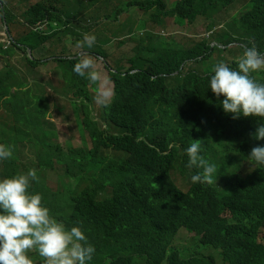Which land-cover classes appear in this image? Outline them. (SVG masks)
<instances>
[{
    "label": "clouds",
    "instance_id": "obj_1",
    "mask_svg": "<svg viewBox=\"0 0 264 264\" xmlns=\"http://www.w3.org/2000/svg\"><path fill=\"white\" fill-rule=\"evenodd\" d=\"M187 0H0V50H12L15 42L18 44L23 39L16 41L17 34L23 36L36 34V39L28 44H20L21 51L15 57L0 54V59L4 62L0 68V75L6 71H13L20 78L28 79L22 92H27L29 99L35 90L36 84H46L50 82L52 88L42 86L33 99L27 110L17 115L5 113L4 108L0 110V264H90L95 253L94 246L89 243L88 237L79 226L66 225L58 218L50 214V209L43 204V196L40 193L30 191L33 182L39 183L37 162L47 151V142L39 141L40 135L36 130L26 128L23 123H15L13 116L25 121L31 126L40 128L45 134L54 131L56 140H51L59 144L64 151L69 142L61 144L58 140V131L51 125L48 119L53 118V112H60L57 107L58 102L66 104L72 116V123L76 126L80 144L72 148H81L88 151L91 148L88 133L81 124L82 116L72 111L68 103L74 102L82 107L83 98L75 94V90L68 89L65 97L50 100L56 97V87L60 81L53 75L50 63L53 59H64L75 63L73 72L82 78H86L94 85V88L86 92L90 99L89 108L92 115L99 120L104 108L110 106L114 100L120 96L115 92V83L112 75L126 79L129 87V77L137 74L147 75L151 80L173 78L178 72L166 74L167 68L164 56L156 49L158 38L170 39L169 46L174 49L186 50L194 48L204 42L205 50L197 58L203 62V66L194 63V60L184 62L180 66L183 73L187 71H197L205 78L202 86L193 88H183L176 95L191 97L196 94L200 96L188 100L189 102H203L206 100L205 110L210 114L215 133L210 137V129H202L195 123L190 122L189 117L180 116L175 122L169 123V142L167 148L161 145H151L160 154L177 155L176 160L164 165L171 170V181L165 186L160 181L155 182L154 187L148 193L149 196L162 195V199L170 203L174 213L169 223L176 231L173 238L172 249L178 251L182 258L189 257L192 249L196 248L197 256L212 254L218 258L215 250L209 249L205 252L199 241L203 235H196L189 231L186 225H194L197 220V211L201 202L207 198L213 188L223 189L218 185L217 168L215 164L209 163L206 158L214 161L229 158L241 163V174L235 171H226L222 177L228 180L247 179L250 182L249 173L255 168L264 169V123L254 121V117L264 120V82L257 78L264 72V53L262 54L255 44L245 47L243 55L237 60L238 68L233 69L227 64L230 52L213 39L220 33H225L223 19L231 20L237 17L239 20L245 16L259 12V23L264 22V0H205L206 5L198 4L201 0H195L194 7L206 12L210 9L219 11L216 18L207 22L203 17H198L196 21L188 25L178 24L176 21L177 12L180 8H190L185 6ZM48 4H55V9L40 10L39 7ZM134 4V10L129 6ZM129 7L132 11L142 16L137 21H129L128 18L121 21L122 8ZM66 11L73 17H66ZM41 13L42 19L35 23L30 13ZM109 13L114 15L117 26L111 24L112 19ZM142 19L146 22V27L139 28L137 22ZM56 20L61 22L70 20L72 23H79L81 29L69 27L73 32L82 30L101 29L105 31V43L95 45L96 37L91 34H84V38L76 36H52L47 29L56 26ZM93 20H97L94 25ZM169 23L174 24L179 29L191 30L192 36L196 34V29L201 27L203 37L188 48L175 45L176 34H184L168 31H158L156 28L165 29ZM124 25L125 31L120 32V27ZM138 29L139 36L133 37L129 32ZM136 33V32H135ZM186 35V34H184ZM189 35V34H187ZM22 36V37H23ZM86 45L87 48H84ZM127 45H132L129 52L124 50ZM239 46L237 43L229 45V49ZM75 47V51H71ZM224 51V52H221ZM240 51V50H239ZM18 52V51H17ZM241 52V51H240ZM52 54V56H50ZM217 57V62L212 65L213 57ZM30 61L47 62L39 65L34 70L36 75L30 78L27 73L32 67L27 63ZM19 59L25 71L15 68L14 60ZM14 65V66H13ZM39 77L49 70L55 80L56 87L49 76L48 81L36 79L37 71ZM253 73H255L253 75ZM44 77V76H43ZM45 78V77H44ZM128 89V88H127ZM127 89L125 91H127ZM15 91V88L11 89ZM124 91V92H125ZM63 90L59 95H62ZM207 94L209 97L207 98ZM37 97H42L43 101L38 102ZM49 99V110L45 111L46 99ZM95 103L99 109L95 107ZM81 107L79 109H81ZM173 107V108H180ZM42 112L39 119H34L36 109ZM46 112V116L44 114ZM78 123L82 129L78 126ZM26 133V134H25ZM31 148L32 155L29 161L22 158V147ZM105 156L112 155L103 150ZM243 154H248V159L243 158ZM6 169L8 173L17 171L20 173L10 177L3 176ZM65 166L55 165L49 174L56 175V188L59 190L58 182H66L61 171ZM75 184V181H74ZM230 215L227 209L221 216ZM181 232L193 234L192 237H185L186 243L177 244L178 235ZM260 241L264 239V227L261 229ZM211 248V247H209ZM179 249V250H178ZM196 256V257H197ZM198 258V257H197Z\"/></svg>",
    "mask_w": 264,
    "mask_h": 264
},
{
    "label": "trees",
    "instance_id": "obj_2",
    "mask_svg": "<svg viewBox=\"0 0 264 264\" xmlns=\"http://www.w3.org/2000/svg\"><path fill=\"white\" fill-rule=\"evenodd\" d=\"M198 4L205 6L206 1L201 0ZM194 5L195 0H187L185 6L190 8L178 10V24L191 25L198 17H203L210 23L219 14V11L213 9L203 12ZM129 7L132 10L137 8L134 4ZM129 7L122 8L121 21L128 18L132 11ZM39 8L40 10L34 11L54 10L55 4L46 3ZM30 15L32 20L27 18V21L32 24L43 17L41 13L31 12ZM109 16L114 21L110 23L117 26L114 15L109 13ZM258 16L259 12L256 16L249 13L248 17L246 15L240 20L234 16L231 20L223 19L226 32L213 37L224 46L225 49L221 50L230 52L226 63L233 69L238 68L237 60L243 55L245 47L255 44L264 53V22L259 23ZM66 17L73 16L66 11ZM56 21V26L47 29L52 36H76L83 39L87 33L95 35V45L105 43V31L101 29H86L75 33L69 27L81 29L79 23L71 24L70 20ZM93 23L96 25L97 20H93ZM137 26L146 27L145 20L137 22ZM125 30L122 25L120 32ZM139 32L138 29H130L129 33L137 38ZM35 35L23 36V33H18L16 41L23 39V42H15L12 50H0V54L11 56L15 51L20 52V44L34 41ZM170 41L168 38H158L155 47L164 56L166 74L177 71L178 75L151 80L147 75L137 74L129 77V87L126 79L112 75L115 92L120 96L103 109L99 120L92 115L86 92L94 88V85L73 72L74 62L53 59L50 63L52 73L60 81L59 87L64 93L56 97L49 96V99H63L69 88L83 98L82 107L74 102L68 104L73 112L82 116L81 124L88 133L91 148L86 151L68 146L64 151L59 144L51 141L57 139L54 131L45 134L40 128L13 116L15 123H23L26 128L36 130L40 135L39 141L44 140L48 144L45 155L33 167L37 170L39 183L33 182L30 191L42 194L44 206L66 227L82 228L89 243L95 248L90 264H264V239L263 242L260 241L261 229L264 227V169L255 168L249 173L248 177L252 182L247 179L236 180L238 175L234 180H228L222 175L231 170L241 174V163L229 158L220 161H214V156L206 158L209 163L216 165L218 185L224 188L211 189L198 208L195 224L185 226L196 235H203L199 243L205 247V252L214 248L218 258L212 254H207V257L197 256L196 248L192 249L193 255L182 258L178 251L172 249L176 231L169 220L174 213L173 207L161 198V194L148 195L155 182L160 181L165 186L171 181L170 172L174 168H165L164 165L174 162L177 155L160 154L150 148L153 144L167 148L170 139L169 123L175 122L180 116H186L200 128L210 129V137L215 133L211 116L205 110L206 100L195 103L188 101L201 93L191 97L176 95L183 88L204 84L205 78L201 73H183L179 69L182 63L191 60L203 66V62L197 58L205 50L204 42L194 48L181 50L170 47ZM232 43H237L239 46L234 48L241 52L231 51L229 45ZM84 48H87L86 45ZM26 61L32 66L27 71L30 78L36 75L35 67L47 63L27 58ZM40 73L38 70L37 75ZM260 73L257 79L264 82V72ZM27 81L28 79L20 78L11 70L0 75V110L4 108L5 113L17 116L27 113L25 110L43 84H36L35 92L27 99L28 93L21 90ZM49 83L46 82L43 86L55 90ZM12 88L16 90L12 91ZM49 99H46L45 111L49 110ZM36 100L41 102L43 98L37 97ZM178 106L181 107L173 108ZM41 115V110L37 108L31 117L39 119ZM254 121L264 123V120L256 117ZM78 126L82 129L79 123ZM103 150L112 157L105 156ZM242 156L245 160L248 159V154ZM55 165L65 166L61 174L67 181L58 182L59 190H52L47 186L49 170H53ZM17 173L20 172L14 170L8 173L4 169L3 176L10 177ZM227 209L230 210V215L221 216Z\"/></svg>",
    "mask_w": 264,
    "mask_h": 264
},
{
    "label": "rangeland",
    "instance_id": "obj_3",
    "mask_svg": "<svg viewBox=\"0 0 264 264\" xmlns=\"http://www.w3.org/2000/svg\"><path fill=\"white\" fill-rule=\"evenodd\" d=\"M142 16L138 15L136 12H131L129 15V21H137V19L141 18ZM156 30L158 31H163L164 33H166L167 31L171 34H174L175 32H182L184 34H176L177 35V40L175 42V45L179 46V47H184V48H188L189 46H191L192 44H194L195 42H193L192 40H200V38L203 37V30L201 29V27H198L196 29V34L194 36H192V32L191 30L188 31L186 29H179L177 28L174 24L169 23V25H167V27L165 29H160V28H156ZM1 35H2V30L0 31ZM189 34V35H187ZM132 48V45H127L126 47H124V50L129 52L130 49ZM76 48L73 47L71 51H75ZM18 54H20L19 52L15 51L12 57L17 56ZM50 56H52V54H50ZM217 62V57L214 56L212 59V65L215 64ZM16 66H14L15 68L20 69V71L24 72V66L23 64L20 63L19 59L14 60V63ZM4 62L1 61L0 59V68L3 67ZM49 70H46V73L42 74L41 77H39L37 75L36 79L39 81H48L46 79L47 76L50 77L52 83H54L55 87V80L53 79L52 75L50 73H48ZM45 78H44V77ZM60 87H56V94L59 95L60 94ZM57 107L60 109V112L54 111L53 112V118L48 119L49 123L51 125H53L55 127V129L58 131L57 135H58V140L61 144H64V142H69L71 144L72 147L78 146L80 144V140H79V136L78 133L76 131V126L72 123V116L71 113L68 111L67 106L65 103L63 102H58L57 103ZM95 107L98 110L99 107L98 105L95 103ZM22 147V151H23V155L22 158L25 162L29 161V157L32 155V151L31 148L28 146H23ZM56 175L54 174H48L47 176V182L48 185L50 187L56 188ZM192 237L193 234L187 233V232H181L178 235L177 238V244L183 245L186 243L185 241V237Z\"/></svg>",
    "mask_w": 264,
    "mask_h": 264
}]
</instances>
